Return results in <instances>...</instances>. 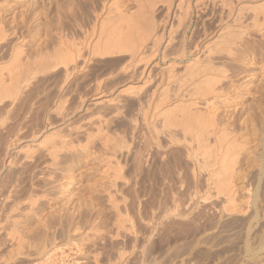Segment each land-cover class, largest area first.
<instances>
[{
	"label": "rangeland",
	"instance_id": "rangeland-1",
	"mask_svg": "<svg viewBox=\"0 0 264 264\" xmlns=\"http://www.w3.org/2000/svg\"><path fill=\"white\" fill-rule=\"evenodd\" d=\"M141 1H143L144 3H141ZM141 1L136 0L137 2L136 3L135 0H0V17L1 18L3 17L2 19L0 18V22L4 25L5 27L4 29H7L6 32L8 30L11 31L13 27H14L13 29L16 31V33H11L10 31H8L7 32L8 36L5 39L7 40V42L4 41L1 43L0 49L2 53L0 52V56H1L0 66L4 67L2 71L6 73L5 75L3 74V76L5 78L7 77L6 81L8 80L10 82V80L8 79L9 77L8 75L10 74V72L8 74V70L7 68L5 69V65L7 67L10 64V63L7 64L8 63L7 61L11 59V58L9 59V57H12L11 49L14 44H18L21 47L20 49H21L22 55L20 54L21 56L19 57L21 58L22 61L21 60L20 61L23 64L29 62L28 65L25 64V68L27 66L29 70H33L34 68L38 69L37 70L38 72L36 71L33 77V78L37 77L36 79H34L35 81L36 80L37 81L35 82L33 78H31L30 80L31 82H28L27 84L28 86L25 85L26 87L24 88V90L22 89L19 92L17 97L15 96V98H13L11 96L6 95V93L4 92V89L0 88V123L2 122L0 124V147H1L0 148V177L1 175H3V178H6L5 180H9L13 178L14 173H16V170H18L19 168L18 159H21L22 161H28L26 157L29 158L28 156L33 155V154H34L33 156L37 157L38 160L40 159V164H41V165H38L37 170L36 168H34L26 172L25 175L26 176L28 175L27 177L25 176L26 178L24 180V183L26 184L24 186V189L23 188L21 189L24 192L26 191V193L22 192L21 190H20L21 192L18 191L17 192L18 195L16 196V200H15V202H18L21 196H25L24 198H28L26 196H28V193L30 191L26 190V189H29V187L27 188V186H29L30 182L31 183L36 182L35 186L37 185L38 186L34 188L35 190L33 191L32 195H33V198H35V200L38 199L36 200L38 204L34 200V202L36 203V204L34 203L35 205L33 204L35 208H32L34 207L32 205L31 209H25L24 211L21 210L22 208L19 210L18 209L14 210V213L17 211L16 216H17V213L20 212L19 215H21L20 218L23 221L22 220L20 221V218L19 220H17L18 218L10 210V212L12 213L11 215L14 216V218H17V219H14L12 217L15 221L17 220L16 224L18 225L16 227L18 228V230H20L21 234L23 232L24 237L28 238V239L25 238V240L26 239L27 241L36 240L37 244L40 241L39 243H41V245L38 244L40 247L37 245L36 253L34 249V250L28 251L27 253L25 252L26 254H22V255L15 254L13 257L14 259L13 258L8 259L9 261H7L6 264H27V262L29 261L35 262V259H37V261L38 259L39 261L41 260L40 261L41 264H51V263L55 264L54 262L51 261L50 252L52 251L56 253L57 249L58 251H60L62 255L61 261L62 260L64 261V262L55 261L57 262V264L58 263L66 264L68 259H69L68 263L70 262L69 264H72V262L70 261L71 259L75 257L77 258V257L83 256V255H84L83 257H86L85 258L87 260L86 263L88 264L90 263L91 264H95V263L96 264H123V263L124 264H264V230H263L264 229V219H263L264 218V197H263L264 195H262L264 194V190H263L264 188L261 185V183L262 184L264 183V177H263L264 176V157H262V152L264 151L263 150L264 149L263 148L264 147L263 146L264 145V135L262 131L259 132V129H261V127L264 126V120H263L264 119L263 118L264 117V32H263L264 26L262 27L263 30L257 29L258 31L257 33L255 26H254L255 29L252 28L251 26L252 24L250 22L251 21L250 16L252 17L253 13L257 11L256 9H258V6H259V9H261L260 6L264 2V0H237V2L241 3V5L242 4L244 6L245 4L248 5L244 7V12L242 10L243 18H242V22L239 23L240 25L238 26L245 29L246 30L245 33H247V35L243 34L240 40L244 38L243 36H245V38L246 37H250V38L245 39V42L247 43V45H245L246 43L244 42V40L242 41L238 40L239 43L240 42H243V43H240L239 45L237 43L236 45H234V46H237L238 48L234 47V51H233L235 53V49H236V52L237 50L241 49L237 52L238 54H241V57L237 55L236 53L234 59L236 58L237 59L231 60L233 58L230 59V57H226L227 54L225 52H223L224 54L222 52L221 53L217 52L220 54V56L217 54H213V56L214 55L216 56V57L214 56L215 59L212 56V61L214 60V64L216 61L217 65L221 64L219 67H223V65H224L223 68L226 67V69L224 71L222 70L223 72L222 71L221 72L224 75L226 74L225 78L227 80L223 78L224 81H220L219 82L220 84L219 83L218 84L216 83L217 85L215 84L216 85L215 87L218 86L217 88L221 86V88L219 89L221 90L223 89L222 92L224 91L223 94L225 95L223 96V98L221 97V99L219 100L218 98L216 100L214 99L215 102L213 100H210L212 101V104L210 105L212 109H210L209 107V110L211 112L213 111L212 112L213 114L211 113V116L212 118H214L215 124L220 123L221 125V122L222 124L224 123L223 126L225 125V127H227V128L225 127L224 128L226 130L225 132L228 131L227 132L228 138L230 139V141L232 140L231 142L233 144H234L233 141L236 142L235 143L236 146H234L235 148L238 146L237 147L238 150H234V154L237 153L238 157L237 156L235 157L236 158L235 161H237V163L235 162L236 165L234 164L235 166L233 170L235 171L237 167V169L238 168L240 169V174H243L244 176L246 175L245 177L241 176V178L243 179H240L239 177H236L238 175L237 172H239V170L238 171L236 170L237 172H234V174L231 173L235 175L234 176L235 178L232 177V175H230L231 177L228 178V180H230V183L231 181L232 183L235 180H238V181H235L232 184L234 186V184L237 182L235 184L236 186L232 187L234 188L233 190L236 193V194L234 193L235 197L233 195V199L236 200L237 202L233 201L234 203L231 204V205H234L236 203L235 206H229L228 204H226L227 203L226 202L225 204L229 206V207L226 206L227 209H225L226 207L224 205L226 196L224 197L225 200H223V196L225 194H223L222 196L218 190H215L214 192L212 190L213 187L209 185V184L215 183V182L210 183L211 181H214V178H212L213 179L212 180L211 177L207 175V173H210L209 172L210 169L208 170V172L206 171L203 172L204 170L201 172L200 170L201 168L198 167L199 165H201L200 161L202 160L203 156L201 153L198 152L197 154L196 152V151H199V149H198V146L196 145L197 142L194 139L193 135H191L190 133L185 134V132L182 131L181 125L177 123L172 124V125L170 124L169 127H166L168 123H172V122H169V120L172 119L174 123V121L177 118L179 119L180 113L178 111L183 106L185 107V105L188 106L189 104L191 105L192 102H195L191 106L196 105L195 106L196 108L200 107L199 110L201 111L204 110V108L199 104H201L204 101L203 99L205 97L201 95V92L199 93L198 91L196 92L193 90L194 86H191V85L193 84L192 81L194 79L192 80L188 79L191 81L190 82V81H187L185 75H184L185 77L183 76L185 72H188L186 71L187 68H183V66H185V64L189 62L188 60L191 61L192 59L196 60L198 65L202 64L201 61L205 62V58L203 54H201V52L199 53L198 51L193 50L194 49L193 46L196 43L198 45L205 44V42L210 40L209 38L212 36L210 32L215 31L221 24L216 21L218 18L216 14L217 13L216 9L212 10L213 2L217 3L218 0H215V1L214 0H189V1L187 0L188 3L186 1L184 5L181 6V9L179 11L180 17L174 16L175 18L173 17V19H171L170 12L167 13L168 10L166 9L164 0H148L149 2H151V5L153 6V7L151 6V8L149 7L150 3H148L147 0H146L147 3H145V0H141ZM186 3L188 4V6H186ZM138 4H143V6L146 4L143 8L144 9L147 8L145 11H148L149 17H150L149 19L151 20V25L153 24L152 26L151 25L148 26L149 31L151 30L150 28H152V30L150 31V36L142 42V44L139 46L140 49L139 48L135 49L133 53L132 51L131 52L130 51H126V52L120 51V53L119 52H113V53L109 52V54H106V52L104 53L101 52L100 54V52L95 53V52L87 51V48L86 49L84 48L85 47L84 42L85 40H88L90 37L91 31L89 29L91 28L93 21L95 20V17L97 16V14H98L97 17H99L98 18L99 23L104 22V21L106 22L108 18H110L111 16L112 18H114V20L112 19L113 21L118 20L119 19L118 16H124V17L125 15L133 16V14H134V18H136L135 15H137V18H140L141 16H140V11H138L139 10ZM205 5L206 6L210 5V6L206 7ZM103 6H105L104 7L105 10ZM195 7H197L198 9ZM201 7L204 10H202ZM252 7L255 8L254 11L251 10L253 9ZM247 9H248V13L246 11ZM185 10L187 11V13ZM99 11L100 12L103 11V12L100 13ZM258 12L260 13V10ZM176 13L175 15H178ZM109 14H111V16ZM12 18L15 20L12 21ZM101 18L103 19V21ZM244 20L250 23L247 24V22ZM8 22L11 23L12 25L9 24ZM169 22L171 24V27L169 26L170 25ZM225 24L222 23V25H225ZM144 25H146V23H144L142 26L144 27ZM248 25H250L251 27H249ZM145 28L148 30L147 25ZM204 30L205 31L207 30L206 31L207 33ZM260 31L262 33H260ZM203 32H205V34ZM202 34H204V36ZM254 34L258 36L256 37ZM170 36L171 38L174 37L173 41L172 43L168 44V46L166 45L167 47H165L164 40ZM183 36H186L185 39ZM261 36L263 37L261 38ZM23 37L25 39H23ZM58 37L60 38V40ZM188 37L190 39H188ZM180 39L185 40L183 41L184 44L181 43ZM247 39L249 42L247 41ZM59 41L60 42L62 41L63 44H60ZM180 45L182 47L185 45L184 46L185 48L183 47L185 49V52H184L185 54L183 55V57L181 56V52H180V50H182L183 48H181ZM256 45H260V46L258 47ZM239 46H242V47H239ZM188 47L190 48V50H192V53H193V56L191 58H190V53L187 52ZM76 48H78V50L80 51L79 53L81 54V55L76 54L75 58L77 60V63L79 62L80 64V62L82 61L81 57L83 56L85 57L84 58L85 65L83 64L84 66L82 65L80 68H77L75 71V74L73 72L74 75L71 74L65 80L64 75H62L63 67L62 65L59 64V61L57 59H59L58 58L59 55L65 53L66 50L67 52L75 51L73 49H76ZM253 49L254 50L257 49L256 52L253 51ZM138 50L142 54L141 57L138 55V52H137ZM241 51H243V55ZM186 52L188 53V56L186 55L187 54ZM177 53H178V56H177ZM225 54L226 56L224 57ZM202 58L204 59L201 60ZM238 58H241L242 61L238 60ZM23 60L25 63L23 62ZM198 61H200V63ZM49 62L51 64L52 63L54 64L56 63V64L55 65L52 64L49 67ZM2 63L4 64L6 63V64L3 65ZM172 63H175V64H172ZM23 64L20 66H23ZM46 64L48 65L49 68L45 67ZM128 64L130 66H128ZM171 64L174 65L172 68L175 71L170 67ZM31 67L32 69H30ZM19 68H22V67H19ZM223 68H220V69H223ZM182 69H184V71ZM182 76L184 77L183 79L186 80V83H184L185 80L182 82L183 80L181 79ZM61 78L63 82L61 81ZM38 79L40 80L38 81ZM128 80H130V82L132 81L131 83H133V85L136 86L137 88L132 87L130 91H128V93L124 92L122 94H119L120 95L119 96L117 94V90H119L121 86L123 87V84ZM193 91L195 93L191 94ZM98 93H99V96L102 94V96H105L106 99H111V101L113 99L114 100L112 101V103L109 101V102H106V104H103V103L100 104V106H98L99 104L92 105L93 98H95L98 95ZM117 102L118 103L120 102V103L117 104ZM59 104L60 105L63 104V105L58 106ZM113 104L115 105L113 106ZM57 106L59 107L58 109H60L61 107L59 112L57 109L58 113L55 112V109L57 108ZM13 107H15V109ZM86 107L87 109H85ZM113 107H115V110ZM177 108L179 109L176 111ZM192 108L196 109L194 107ZM166 112L168 115L165 114ZM171 115H174V116L171 117ZM163 118H166V119H163ZM97 119L99 120L101 119V120L98 121ZM178 119H177V122H178ZM164 121L167 122V124L164 123ZM98 125H100L99 126L100 129ZM76 127H79L81 130L79 128L77 129ZM74 128H76V130H73ZM84 128H85V131L82 134L83 132L82 130H84ZM96 129L97 131L99 129L98 133L100 135H97L98 133L96 132ZM70 131L72 133L74 132L78 133L76 135L78 136V139L76 138L75 135L73 134L70 135L71 134ZM86 131L87 133H89V135L85 133ZM90 131L96 132V135L99 137H97L96 135H93V132H91L90 134ZM104 131L105 133H107L106 136L108 137H106L104 133H102ZM168 133L169 134L171 133L172 136L171 134L169 135ZM187 134L188 135L190 134V136L188 137ZM91 135H93L92 137H95V138L97 137L99 139L92 138ZM66 136H68L69 138L68 137L66 138ZM82 136H84L85 138L90 137L91 138V139L89 138L90 142L86 140V143L83 144V142H85V138ZM59 137L66 138L65 140L68 139L67 140L68 142L71 138V140H73L72 150H75V151L70 152V150H67L66 152L63 149L65 153H67L65 154L64 151L61 150L60 154L58 153V157H57V162H58L57 164L59 166L58 165H56L57 167L49 166L50 168L46 167L47 168L46 169L44 167L45 163H43V161L45 162L47 160L46 156L43 155V153L45 152L44 150H46L44 148L49 147V144L51 146L53 144L55 145L56 140H60ZM174 137H176V139ZM107 138H109L111 142ZM209 139L207 141L208 143L210 142L209 143L210 145L208 144L210 149H213L214 147V149H218V150L224 149L225 150L226 146L224 145L225 144L224 142L223 144L221 143L220 145L222 148L224 147L222 149L219 146V144H217L218 142H216L217 145L215 144V142L213 141V137H210ZM9 141L10 142L12 141L13 143L12 146L10 147L11 151L9 150L11 154L10 153L7 154V155H10V157L7 156L6 153H4L3 151V147ZM105 141L106 143L107 141L110 142L107 144H110L112 146L108 145L106 147ZM172 141L174 142L172 143ZM258 142L259 144H257ZM87 143H92V144H89L90 148H87L88 150L85 149V145ZM114 143L116 144V146L114 145ZM35 144H37L39 148ZM57 144H58V141H57ZM127 144L129 145L127 146ZM74 145L76 146V148ZM80 145H82V147ZM96 145L98 146L99 149L97 148ZM103 146H105L104 148L109 151L110 149H112L113 146L114 148L115 147L117 148L119 146L117 149H113V150L120 151V152H116L115 154L113 153L115 155L114 157L112 153H111L112 154L111 156L110 154L111 151L110 152L108 151L110 156L108 155L109 159L107 158L108 159L107 160L106 156L108 152H104L106 150L103 148ZM211 146L213 147L211 148ZM215 146L218 148H215ZM247 146L248 147L254 146V148L252 147L248 148ZM86 147H88V144L86 145ZM247 148L249 149V151ZM13 149L16 150L17 152L14 151ZM76 149L78 150L81 149L80 150L81 152L78 151L79 152V153L77 152L78 154L75 153ZM84 149L87 151H85ZM100 149L102 150V152ZM29 150H31L32 152ZM34 150H37V151H34ZM95 150L96 151L99 150L100 152L97 151L98 152L97 153L95 152ZM242 150L246 154L243 153ZM250 150H253V151H250ZM127 151H130V153ZM238 151L239 152L242 151V152H240L239 154ZM254 151L256 152V154ZM15 152L16 153L19 152V153L16 154ZM94 152L97 153L98 159H96V156H95L96 154ZM103 152L106 154V156ZM251 152H254L255 155L254 154L252 155ZM71 153L75 154L76 156ZM133 153L135 154V158L133 156L134 155ZM14 155L17 157L16 161L18 162V164L16 162L15 165H17L18 167L15 165H13L15 167L13 166L8 167L7 160L14 158L15 157ZM25 155L26 157H24ZM70 156H72L74 160L70 159L69 158ZM118 156H121V157H118ZM194 156L197 158L201 157V160L198 159L199 161L198 162L197 158H195ZM245 156H247L248 158ZM250 156L253 158H258V160H255V159L252 160V158L249 159ZM188 158L190 161H192V163L188 160ZM245 158L247 161L245 160ZM102 159L103 161H101ZM111 159H113L115 162L112 160L111 162L113 164L108 165L109 163H111L109 162ZM71 160H73L74 162L73 161L71 162ZM241 160L243 162L245 161L244 164L247 162L246 163L247 165H244L243 162H241ZM248 160L250 161L248 162ZM105 161L106 162L108 161L107 162L108 164ZM133 161L134 163L136 162L135 163L136 166L134 165ZM137 163L139 164V166ZM248 163L250 164V167H248L249 166ZM255 163L256 165L253 166V164ZM238 164H241V167L242 166L248 167L250 171L247 170V168L244 169L245 167L241 168L240 165ZM6 165L8 168L6 167ZM106 165L108 167H111V166L113 167L115 165L117 166V168L115 167V170L113 172L114 167L107 168ZM192 165H193L192 167L193 169L190 168ZM137 166L139 167V169H137ZM149 167H150V171H149ZM258 167L260 168L258 169ZM128 168L130 169L131 172L129 171ZM132 169H135V170H132ZM243 169L251 172L249 173L250 176L247 171L245 172L247 174H245L244 171L241 172V170ZM44 170H45V173H44ZM118 170H120L122 174L120 171L118 172ZM31 171H34L35 173H37L38 171L39 174L34 173L33 175H31L32 174ZM42 171L44 174H41ZM3 172L7 174L5 175ZM192 172L194 173L196 172L195 173L196 175L194 174L195 175L194 176ZM200 172L202 173V175H199L201 174ZM117 173H118L117 175L118 177L116 176L117 180H115L116 179L115 174ZM128 173L129 175H126ZM113 174H114V177H112ZM164 174L166 175L164 176ZM37 175L38 177H36ZM109 175L110 176L112 175V176L110 177ZM206 175H207V178L211 180H208L205 177ZM189 176H190V179H189ZM256 176H258V178L261 176L262 177L257 179ZM252 177L255 178V179L253 178V181H252ZM134 180L135 182H133ZM196 180H199V181H196ZM242 180L243 182L245 181L246 184L245 183L244 184L246 187L243 185V183L241 184ZM246 181L248 182V184ZM115 182L118 186L114 185ZM192 182L194 184H192ZM111 183L113 184V187H110L112 186ZM128 183H131V184H128ZM238 184L242 186V189H243V186L248 189L247 191H245V188L243 189L244 194L245 195L247 194L248 197L244 196V194L242 193L243 190L238 186ZM206 185H208L209 187ZM213 186H214V189H216L215 184ZM255 186L257 187L255 188ZM205 188L213 192L210 191L209 193V191L208 192L207 190L205 191ZM254 188L256 189L255 191H253ZM113 189L116 190V192ZM35 192L36 193L38 192V193L36 194ZM238 192L242 193V196ZM259 192H260L261 197L259 195ZM108 193H110L111 195L109 196ZM150 193L152 195H150ZM213 193L214 195H212ZM237 193L240 199L236 197ZM219 194L221 195L220 197L218 196ZM112 195L114 197L116 195V197L114 198ZM122 195H125V196H122ZM205 195L207 197L209 196L212 199V201L210 202H212L213 205L211 206V208H209L211 211L208 209V207L204 206V204L208 203L207 201H209L210 199L208 197L209 199L207 198L208 200L207 199L205 200V197H206ZM252 195L255 197H253ZM35 196L37 197L41 196L42 198L40 197L41 198L40 199ZM201 196L204 198L203 201L205 203L204 202L202 203L201 199L203 198ZM213 197H215L214 200L216 202L219 200L220 203L219 202L217 203L220 204V207L217 206L219 204H216V202L213 200ZM221 197L223 201L221 200ZM246 198H248L247 201H245ZM253 198H254V204L252 205L251 202H253ZM1 199L2 197H0V203H1ZM241 199H244V200H241ZM113 200L114 202L116 201L115 204H113L114 203ZM262 200H263V203H262ZM222 202L224 206L221 205ZM244 202L247 203L246 206L248 207L245 206ZM238 203L239 204L241 203V204L237 205ZM111 204H113V206H111ZM130 204H132V206ZM171 205H173V207H171ZM241 205L244 206L243 210L245 211L243 212L244 213L246 212L245 214L239 211V210H242V207H240L241 209L236 207V206H241ZM177 206L178 208H176ZM213 206L217 207L218 211ZM199 207H200V211H199ZM7 208L8 207H4V210L6 211ZM123 208H125V210ZM172 208L175 209L176 212L174 211L173 213ZM223 208L225 211H227L228 209H234L233 211H236V212H233V211L225 212L223 211ZM236 208H238V211L240 212L239 214L237 213L238 211L236 210ZM165 209L166 211L168 210L169 211L165 212L164 211ZM170 210L172 213L170 212ZM197 210L201 214L197 213L198 212ZM203 210L205 212H203ZM212 210L213 211L215 210V211L212 212ZM29 211L30 213L33 211L32 212L33 214L32 213L28 214ZM219 211L221 213H219ZM216 212H218L219 215ZM228 212L229 213L231 212L230 215ZM0 213H3V212H1L0 210ZM199 214L200 215L203 214L204 216L206 217L208 216V217L206 218L203 215L202 217ZM246 215L249 217H247ZM236 217L239 219H237ZM250 223L253 224L254 226L251 225ZM19 224H21L22 227ZM80 224H83V225H80ZM2 225L4 224L2 223ZM216 226H219V228L215 229ZM125 227H128V228H125ZM207 227L208 228L210 227V228L207 229ZM251 228L252 230L249 231ZM128 230L133 233L129 232ZM35 231H36V235H35ZM214 231H215V234H214ZM221 234L225 235L223 239L220 237ZM59 236H61L62 238ZM111 236H113V238ZM117 236H119V238ZM261 236L263 237L262 242L260 240ZM81 237L82 238L84 237V239L82 240ZM108 237H111V238H108ZM1 238H0V245H1L0 253L6 254L8 251V243L5 239H3L5 238L3 235ZM77 239H79V241ZM78 243H81V244H78ZM83 244L85 245L83 246ZM218 245H220V247ZM246 245H248V247H246ZM79 246H82V247H79ZM137 246L138 247L140 246L139 247L140 249ZM62 247L64 248L62 249ZM83 247H84V250H83ZM67 248L69 249L68 251H67ZM69 251H71V253ZM78 251L79 252L81 251V252L78 253ZM117 251H119L120 253L119 252L118 253L121 255L116 253ZM67 252L69 253V255L65 256ZM62 253L63 254L65 253V254L63 255ZM122 253L124 254L123 256H122ZM118 255L122 256L121 259L118 258ZM63 258L66 260H64ZM48 259L50 260V263ZM110 259H112L113 262L112 260L110 261ZM114 259L116 263L114 262Z\"/></svg>",
	"mask_w": 264,
	"mask_h": 264
},
{
	"label": "bare ground",
	"instance_id": "bare-ground-1",
	"mask_svg": "<svg viewBox=\"0 0 264 264\" xmlns=\"http://www.w3.org/2000/svg\"><path fill=\"white\" fill-rule=\"evenodd\" d=\"M139 1V0H138ZM141 1V0H140ZM187 0H164V4L166 5V9L168 10V12L167 13H169L170 12V16H171V19H173V17L174 16H176V17H180V9H181V6L182 5H184V3L186 2ZM189 1V0H188ZM188 1H187V3H188ZM215 1V0H214ZM135 2H136V0H135ZM147 2L148 3H150L149 4V7L151 8V2H149L148 0H147ZM146 2V0H145V3H147ZM262 2V1H261ZM101 3V2H100ZM104 3V2H103ZM137 3V2H136ZM140 3V2H139ZM141 3H144L143 1H141ZM186 3V6H188V4ZM197 3V2H196ZM246 3V2H245ZM264 3V2H263ZM262 3V5L260 6L261 7V9H259V6H258V9H256L257 11H255L254 13H253V16L251 17L250 15V19H251V26H252V28H254V26H255V28H256V31H257V29H259V30H263L262 29V27L264 26V4ZM98 4V3H97ZM102 4V3H101ZM113 4V3H112ZM209 4V3H208ZM212 4V3H211ZM210 4V5H211ZM103 5V4H102ZM137 5V4H136ZM146 5V4H145ZM144 5V6H145ZM196 5H198V4H196ZM210 5H208V6H210ZM143 4H138V11H140V18H137V15H135L136 16V18H134V14H133V16L131 15H129V16H126L125 15V17L124 16H118L119 17V19L118 20H115V21H113L114 20V18H112V16H111V14H109L110 16H108V17H110V18H108V20L105 22H101V23H99V17H97L98 16V14H97V16L95 17V20L93 21V24H92V26H91V28L89 29L91 32H90V37H89V39L88 40H85V42H84V44H85V49L87 48V51H91V52H100V54H101V52H106V54H109V52H111V53H113V52H119L120 53V51L122 52H126V51H132V53L134 52V50L135 49H137V48H139L140 49V45L142 44V42L146 39V38H148L149 36H150V31L152 30V28H150L151 30L149 31V28H148V26H150L151 25V20L149 19L150 17H149V13H148V11H145L146 9H144L143 7ZM192 6V5H191ZM195 6V5H194ZM204 6V5H203ZM206 6V5H205ZM208 6H206V7H208ZM246 6H248L247 4H245V6L242 4L241 5V3H239V2H237V0H218L217 1V3L216 2H213V4H212V10L213 9H216V14H217V16H218V18H217V22H219V23H221L220 25H219V27L215 30V31H211L210 32V34H212V36L209 38L210 40H208L207 42H205V44H202V45H198L197 43L196 44H194V49L193 50H196V51H198L199 53L201 52V54H203V56H204V58H205V62H203V61H201L202 62V64H197V61L196 60H194V59H192L191 61L190 60H188L189 62H187L186 64H185V66H183V68H187L186 69V71H188V72H185V74H183V76L185 75L186 76V79H187V81H190V80H192V79H194L192 82H193V84L192 83H190V84H192L191 86H194V91H198L199 93L201 92V95L202 96H204L205 98L201 101L202 103L201 104H199V105H201L203 108H204V110L203 111H201V110H199V108L200 107H195V106H191V105H193V103H195V102H192L191 103V105L189 104L188 106L187 105H185V107L183 106L182 108H177L176 109V111L179 109V113H180V117H179V119L177 118V116H176V118L178 119V122H177V119L174 121V123H173V121H172V119L171 120H169V122H172V123H168V125H166L167 124V122H168V120H167V122H165L164 121V123H166L165 125H166V127H169V125L171 124H179V125H181V127H182V131H184L185 132V134L186 133H190L191 135H193V137H194V139L196 140V142H197V146H198V149H199V151H196L197 152V154H198V152L199 153H201L202 154V156H203V158H202V160H201V157L200 158H197V157H195V158H197V161H198V159H200L201 161H200V164L201 165H199L198 163V167H200L201 169V172L203 171V172H208V170H209V172L210 173H207V175L208 176H210L211 177V179L212 178H214V181H211L210 183H212V182H215L214 184H215V187H216V189H214V184H209L208 182V184L210 185V186H212L213 187V191L215 192V190H218L219 192H220V194L223 196V194H225L224 196H223V200H225L224 199V197L226 196V200H225V202H224V205H225V207L227 206V207H229V206H235V204L234 205H231V204H233L234 202L233 201H236V200H234L233 199V195H234V193H235V191L233 190L234 188H232V187H235L236 185V183L234 184V186L232 185L235 181H238V180H235V181H233V183H232V181H231V183H230V180H228V178L229 177H231L230 175H232V177H234L235 175H233L234 174V172H237L238 170H239V172H237V176L236 177H239L240 179H243V178H241V176H244L243 174H240V169L238 168L237 169V167H236V169H235V171L233 170L234 169V166L236 165L235 164V162L237 163V161H235V157L237 156L238 157V154L237 153H235L234 154V150H238L237 149V147L235 148L234 146H236L235 145V141H233L234 142V144L230 141V139L228 138V135H227V132H225L226 130H225V128H227V127H225V125L223 126V124H222V122H221V125H220V123L217 125V124H215V120H214V118H212V116H211V113L213 112H211L210 110H209V107H210V109H212L211 108V104H212V101H210V100H213L214 101V99L216 100L217 98H218V100L219 99H221V97L223 98V96L225 95V94H223V92H222V90L221 89H219V88H221V86L219 87V88H217V87H215L220 81H224V79H226L225 77H226V74L224 75L222 72L226 69V67L225 68H223L224 67V65H223V67H219L220 65L218 64H216V61H215V64H214V60L212 61V56H213V54H217V55H219L220 56V54L219 53H223V52H225L226 54H227V56H226V54L224 55V57L226 56V57H230V59L231 58H233V59H231V60H236V59H234L235 58V55H236V53L239 51V50H241V49H239V50H237V52H236V49H235V53L233 52L234 51V47H237V46H234V45H236L237 43H238V45L240 44V43H243V42H240L239 43V41H242V40H244V42H245V39L246 38H250V37H246L245 38V36H243L244 38L242 39V40H240L241 39V37H242V35L243 34H246L247 35V33H245L246 32V30L245 29H243V28H241L240 26H238V25H240L239 23H241L242 22V18H243V16H242V10H243V12H244V7H246ZM105 6H103V8H104ZM148 7V6H147ZM148 7V8H149ZM153 7V6H152ZM199 7V6H198ZM206 7H204V8H206ZM250 7V6H249ZM195 8H197V7H195ZM202 8V7H201ZM248 8V7H247ZM253 8V7H252ZM96 9V8H95ZM99 9V8H98ZM185 9H187V8H185ZM198 9V8H197ZM246 9V8H245ZM254 9L255 8H253V9H251V10H253L254 11ZM104 10H105V8H104ZM110 10V9H109ZM189 10V9H188ZM202 10H204L203 8H202ZM210 10V9H209ZM250 10V9H249ZM260 10V13L258 12ZM87 11V10H86ZM85 11V12H86ZM92 11V10H91ZM136 11V10H135ZM176 11H177V13H176ZM186 11V10H185ZM215 11V10H214ZM213 11V12H214ZM247 11V13H248V9L246 10ZM100 12V11H99ZM101 12H103V11H101ZM100 12V13H101ZM178 12H179V14H178ZM181 12H182V10H181ZM201 12H203V11H201ZM209 12H211V11H209ZM212 12V13H213ZM76 13V12H75ZM84 13V12H83ZM134 13V12H133ZM138 13V12H137ZM175 13L176 14H178V15H175ZM186 13H187V11H186ZM211 13V14H212ZM246 13V14H247ZM259 13V14H258ZM182 14V13H181ZM185 14V13H184ZM214 14V13H213ZM216 14H215V16H216ZM100 15V14H99ZM114 15H115V13H114ZM118 15H120V14H118ZM122 15V14H121ZM243 15H245V14H243ZM260 15V16H259ZM90 16V15H89ZM107 16V15H106ZM203 16V15H202ZM102 17V16H101ZM115 17V16H114ZM247 17V16H246ZM1 18V17H0ZM3 18V17H2ZM1 18V19H2ZM73 18V17H72ZM80 18H81V16H80ZM91 18V17H90ZM175 18V17H174ZM249 18V17H248ZM92 19V18H91ZM102 19V18H101ZM113 19V20H112ZM13 20H15V19H13L12 18V21ZM72 20V19H71ZM85 20V19H84ZM87 21V20H86ZM89 21V20H88ZM102 21H103V19H102ZM215 21V22H216ZM244 21H246V20H244ZM10 22V21H9ZM8 22V23H9ZM214 22V21H213ZM247 22V21H246ZM249 22V23H250ZM144 23H146V25H147V28H148V30L145 28L146 27V25H144V27L142 26ZM164 23H166V22H164ZM172 23V22H171ZM222 23H226L225 25H222ZM248 22H247V24H249ZM6 24V23H5ZM9 24H11V23H9ZM169 24H170V22H169ZM12 25V24H11ZM15 25V24H14ZM77 25V24H76ZM75 25V26H76ZM153 25V24H152ZM151 25V26H152ZM166 25V24H165ZM246 25V24H245ZM250 25H248L249 27H251ZM10 26V25H9ZM80 26V25H79ZM87 26V25H86ZM89 26V25H88ZM170 27H171V24L169 25ZM238 26V27H237ZM243 26V25H242ZM70 27V26H69ZM5 27H4V25L0 22V47H1V43L2 42H4V41H6L7 42V40H5L6 39V37L8 36V34H7V32L8 31H10V30H8L7 32H6V30L7 29H4ZM14 28V27H13ZM11 29V33H16V31L14 30V29ZM16 28H18V27H16ZM165 28V27H164ZM163 28V29H164ZM236 28H238V29H236ZM248 28V27H247ZM252 28H250V29H252ZM254 28V29H255ZM154 29V28H153ZM253 29V30H254ZM205 31V30H204ZM207 31V30H206ZM205 31V32H206ZM153 32V31H152ZM205 32H203L204 34H205ZM209 32V31H208ZM248 32V31H247ZM252 32V31H251ZM264 32V31H263ZM11 33H9V34H11ZM85 33V32H84ZM207 33V32H206ZM257 33H258V31H257ZM260 33H262L261 31H260ZM204 34H202L203 36H204ZM248 34H250V33H248ZM13 35V34H12ZM12 35H11V37H12ZM17 35V34H16ZM154 35V34H153ZM170 35V34H169ZM184 35V34H183ZM209 35V34H208ZM255 35V34H254ZM155 36V35H154ZM153 36V37H154ZM172 36V35H171ZM171 36L170 37H168V38H166L165 40H164V46L165 47H167L168 46V44H170V43H172V41H173V38H171ZM207 36V35H206ZM256 36V35H255ZM258 36V35H257ZM256 36V37H257ZM20 37V36H19ZM184 37V39H185V37L186 36H183ZM198 37V36H197ZM263 36H261V38H262ZM59 38V37H58ZM156 38H157V36H156ZM8 39V38H7ZM10 39V38H9ZM23 39H25L24 37H23ZM63 39V38H62ZM61 39V40H62ZM153 39H155V38H153ZM182 40V39H180L181 40V43H183V41H185V40ZM188 39H190L189 37H188ZM187 39V40H188ZM19 40V39H18ZM59 40H60V38H59ZM201 40V39H200ZM239 40V41H238ZM14 41V40H13ZM63 41H65V40H63ZM203 41V40H202ZM247 41H248V39H247ZM21 42V41H20ZM23 42V41H22ZM187 42V41H186ZM249 42V41H248ZM59 43L60 44H63V42L61 41H59ZM193 43V42H192ZM200 43V42H199ZM246 43V42H245ZM244 43V44H245ZM252 43V42H251ZM11 44V43H10ZM13 44V43H12ZM184 44V43H183ZM5 45V44H4ZM23 45V44H22ZM167 45V46H166ZM182 45V44H181ZM180 45V46H181ZM191 45H193V44H191ZM243 45V44H242ZM245 45H247V43L245 44ZM185 46V45H184ZM183 46V47H184ZM189 46V45H188ZM256 46H260V45H256ZM182 46H181V48H183ZM192 47V46H191ZM192 47V48H193ZM239 47H242V46H239ZM244 47V46H243ZM252 47V46H251ZM21 47H20V45H18V44H14L13 46H12V49H11V52H12V57H9V59L10 60H8L7 62V64H9L7 67H6V63L4 64V63H2L3 65H5V69L7 68V70H8V74H9V72H10V74L8 75L9 77H8V79L10 80V82L7 80L6 81V79H7V77L5 78L4 76H3V74L5 75L6 73L4 72V71H2L3 69H4V67L3 66H0V88H3L4 89V92L6 93V95H8V96H11V97H13V98H15V96L17 97L18 96V94H19V92L23 89L24 90V88L26 87V86H28L27 84H28V82H31L30 80H31V78H33L34 77V75H35V73H36V71L38 70V69H36V68H34V69H36V70H29V68H27V66H26V68H25V64H27L28 65V63L29 62H27V63H25L24 62V60H23V62L25 63V64H23L21 61V58L19 57V56H21L22 54H21V49H20ZM180 48V47H179ZM185 48V47H184ZM182 49V50H180V52H181V56L183 57V55L185 54L184 52H185V49ZM191 48V49H192ZM238 48V47H237ZM254 48V47H253ZM262 48V47H261ZM77 49V50H76ZM76 49H73V50H75V51H68L67 52V50H66V52L65 53H63V54H60L59 55V59H57L58 61H59V64L60 65H62V67H63V73H62V75H64V79L66 80L71 74H73V72H74V74H75V71H76V69L77 68H80L84 63H85V60H84V58L85 57H81L82 59V61L80 62V64H79V62L77 63V60H76V54L78 55V54H80L79 52V50H78V48H76ZM23 50V49H22ZM256 50L257 49H253V51H255L256 52ZM258 50H260V49H258ZM246 51V50H245ZM0 52H1V49H0ZM138 52V55L141 57V52L138 50L137 51ZM188 53H190V58L193 56V53H192V50H190V48L188 47V51H187ZM186 52V53H187ZM217 52H219V53H217ZM242 52V55H243V51H241ZM249 52V51H248ZM254 52V53H255ZM260 52V51H259ZM2 53V52H1ZM23 53V52H22ZM61 53V52H60ZM83 53V52H82ZM128 53V52H127ZM179 53V52H178ZM178 53H177V56H178ZM188 53L186 54L187 56H188ZM240 53V52H239ZM246 53V52H245ZM251 53V52H250ZM253 53V52H252ZM21 54V55H20ZM86 54V53H85ZM195 54V53H194ZM224 54V53H223ZM10 55H11V53H10ZM81 55V54H80ZM135 55V54H134ZM180 55V54H179ZM237 55H239L240 57H241V54H238L237 53ZM260 55V54H259ZM186 56V57H187ZM202 56V57H203ZM215 56V55H214ZM214 56H213V58H214ZM218 56V57H219ZM223 56V55H222ZM257 56V55H256ZM1 57V56H0ZM4 57H6V56H4ZM24 57V56H23ZM78 57V56H77ZM127 57V56H126ZM139 57V58H140ZM174 57H176V56H174ZM216 57V56H215ZM247 57V56H246ZM254 57V56H253ZM8 58V57H7ZM20 58V59H19ZM80 58V57H79ZM188 58V57H187ZM204 58H202L201 60H203ZM245 58V57H244ZM135 59V58H134ZM177 59V58H176ZM179 59V58H178ZM200 59V58H199ZM215 59V58H214ZM217 59H219V58H217ZM229 59V58H228ZM254 59V58H253ZM12 60V61H11ZM21 60V61H20ZM125 60H127V59H125ZM238 60H241V58H238ZM244 60H246V59H244ZM242 61V60H241ZM255 61V60H254ZM21 62V63H20ZM130 62V61H129ZM136 62V61H135ZM135 62H134V64H135ZM199 63H200V61H198ZM223 62V61H222ZM221 62V63H222ZM58 63V62H57ZM123 63V62H122ZM127 63V62H126ZM131 63V62H130ZM133 63V62H132ZM224 63V62H223ZM23 64V66H20V65H22ZM45 64V63H44ZM52 64H54V63H52ZM50 62H49V67L52 65ZM56 64V63H55ZM54 64V65H55ZM59 64H57V65H59ZM172 64H175V63H172ZM171 64V68L174 66V65H172ZM227 64V63H226ZM0 65H1V63H0ZM30 65V64H29ZM34 65V64H33ZM85 65V64H84ZM83 65V66H84ZM87 65V64H86ZM132 65V64H131ZM38 66H40V65H38ZM37 66V67H38ZM128 66H130L129 64H128ZM153 66V65H152ZM19 67H22V68H19ZM35 67V66H34ZM43 67H44V65H43ZM46 68H49L48 67V65L46 64V66H45ZM55 67H57V66H55ZM59 67V66H58ZM234 67V66H233ZM25 68V69H24ZM41 68V67H40ZM61 68V67H60ZM129 68V67H128ZM137 68V67H136ZM220 68H223V69H220ZM231 68V67H230ZM229 68V69H230ZM30 69H32V67L30 68ZM44 69V68H43ZM84 69V68H83ZM124 69H125V67H124ZM131 69V68H130ZM132 69H133V67H132ZM143 69H144V67H143ZM173 69V68H172ZM245 69V68H244ZM7 70H6V72H7ZM40 70V69H39ZM54 70V69H53ZM79 70V69H78ZM120 70V69H119ZM174 70V69H173ZM183 71H184V69H182ZM223 70V71H222ZM46 71V70H45ZM49 71V70H48ZM134 71V70H133ZM142 71V70H141ZM147 71V70H146ZM149 71V70H148ZM175 71V70H174ZM222 71V72H221ZM227 71V70H226ZM225 71V72H226ZM229 71H231V70H229ZM245 71V70H244ZM2 72H4V73H2ZM38 72V71H37ZM130 72V71H129ZM221 72V73H220ZM232 72H234V71H232ZM128 73V72H127ZM187 73V74H186ZM61 74V73H60ZM73 74V75H74ZM147 74V73H146ZM150 74V73H149ZM7 76V75H6ZM144 76V75H143ZM174 76V75H173ZM182 76V78L181 79H183L184 77ZM229 76V75H228ZM231 76V75H230ZM36 77V76H35ZM63 77V76H62ZM134 77V76H133ZM132 77V78H133ZM37 78V77H36ZM36 78H33V80L34 79H36ZM73 78V77H72ZM224 78V79H223ZM135 79V78H134ZM141 79V78H140ZM180 79V78H179ZM188 79H190V80H188ZM40 79H38V81H39ZM133 80V79H132ZM185 79H183L182 80V82L184 81ZM227 80V79H226ZM35 81V80H34ZM37 81V80H36ZM35 81V82H36ZM61 81L63 82V80H62V78H61ZM8 82V83H7ZM132 82V81H131ZM130 82V80H128V81H126L124 84H123V87L121 86V88L119 89V90H117V94L119 95V94H122V93H124V92H126V93H128V91H130V89L132 88V87H136V86H134L133 85V83H131ZM191 82V81H190ZM184 83H186V80L184 81ZM188 83V82H187ZM217 83V84H216ZM38 84V83H37ZM36 84V85H37ZM63 84V83H62ZM120 84V83H119ZM216 84V85H215ZM220 84V83H219ZM26 85V86H25ZM137 85H138V83H137ZM31 86V85H30ZM258 86V85H257ZM113 87V86H112ZM29 88H31V87H29ZM137 88V87H136ZM98 89V88H97ZM178 89V88H177ZM179 90V89H178ZM29 91V90H28ZM95 91H97V90H95ZM192 92L191 94H193V93H195V92ZM24 92V91H23ZM26 92V91H25ZM108 92V91H107ZM132 92V91H131ZM102 93V92H101ZM109 93V92H108ZM107 93V94H108ZM26 94H28V93H26ZM32 94V93H31ZM116 94V93H115ZM196 94H198V93H196ZM24 95V94H23ZM126 95V94H125ZM195 95V94H194ZM30 96V95H29ZM117 96V95H116ZM120 96V95H119ZM21 97H22V95H21ZM26 97V96H25ZM32 97V96H31ZM95 97V96H94ZM107 97V96H106ZM198 97V96H197ZM10 98V97H9ZM12 98V99H13ZM123 98V97H122ZM117 99V98H116ZM7 100V99H6ZM10 100V99H9ZM15 100V99H14ZM114 100V99H113ZM112 100V101H113ZM12 101V100H11ZM27 101V100H26ZM29 101V100H28ZM32 101V100H31ZM111 102L112 103V101H111V99H106L105 98V96H102V94L99 96V93H98V95L95 97V98H93V104L92 105H97V104H99L98 106H100V104H106V102ZM198 102H200V101H198ZM215 102V101H214ZM27 103V102H26ZM110 103V104H111ZM114 103H115V101H114ZM120 103V102H119ZM118 102H117V104H119ZM15 104V103H14ZM34 104V103H33ZM197 104V103H196ZM22 105V104H21ZM57 105V104H56ZM63 105V104H62ZM62 105H58V106H62ZM109 105V104H108ZM115 104H113V106H114ZM198 105V106H199ZM17 106V105H16ZM28 106V105H27ZM57 106V108L55 109V112L56 113H58L59 111H60V109H61V107H60V109H58L59 107ZM101 106H103V105H101ZM111 106V105H110ZM171 106V105H170ZM109 107V106H108ZM192 107H194V108H196V109H193ZM213 107V106H212ZM216 107V106H215ZM14 109H15V107H13ZM26 108V107H25ZM114 108V110H115V107H113ZM116 108H118V107H116ZM27 109V108H26ZM57 109H58V112H57ZM85 109H87V107L85 108ZM168 109H169V107H168ZM207 109V110H206ZM13 110V109H12ZM53 110V109H52ZM117 110V109H116ZM119 110V109H118ZM11 111V110H10ZM115 112V111H114ZM173 112V111H172ZM175 112V111H174ZM48 113V112H47ZM63 113V112H62ZM171 113V112H170ZM177 113V112H176ZM215 113V112H214ZM30 114V113H29ZM53 114V113H52ZM60 114V113H59ZM117 114V113H116ZM165 114H167V112L165 113ZM213 114V113H212ZM218 114V113H217ZM168 115V114H167ZM174 115H175V113H174ZM174 115H171V117H173ZM216 115V114H215ZM58 116V115H57ZM29 117V116H28ZM47 117V116H46ZM169 117V116H168ZM170 117V118H171ZM213 117H214V115H213ZM61 118V117H60ZM169 118V119H170ZM215 118H216V116H215ZM264 118V117H263ZM22 119V118H21ZM50 119V118H49ZM59 119V118H58ZM90 119V118H89ZM163 119H166V118H163ZM168 119V118H167ZM175 119V118H174ZM92 120V119H91ZM90 120V121H91ZM98 121H100L99 119H97ZM96 120V121H97ZM221 120V119H220ZM223 120V119H222ZM264 120V119H263ZM191 121V122H190ZM226 121V120H225ZM190 122V123H189ZM218 122V121H217ZM2 123V122H1ZM0 123V124H1ZM19 123V122H18ZM18 123H16V124H18ZM38 123V122H37ZM100 123V122H99ZM101 124V123H100ZM258 124V123H257ZM263 124V123H262ZM178 125V126H179ZM192 125V126H191ZM219 126V127H217V126ZM19 126V125H18ZM100 125H98V127H99ZM257 126V125H256ZM259 126V125H258ZM37 127V126H36ZM44 127V126H43ZM85 127V126H84ZM91 127H93V126H91ZM97 127V128H98ZM165 127V126H164ZM225 127V128H224ZM40 128V127H39ZM77 129L79 128V127H76ZM76 128H74L73 130H76ZM35 129H37V128H35ZM80 129V128H79ZM83 129V128H82ZM99 129H100V127H99ZM99 129H98V131H99ZM166 129V128H165ZM169 129V128H168ZM259 129V128H258ZM72 130V129H71ZM81 130V129H80ZM107 130V129H106ZM170 130V129H169ZM78 131V130H77ZM83 132H82V134L84 133V131H85V128H84V130H82ZM88 131V130H87ZM87 131L85 132V133H87ZM98 131H97V129H96V132L98 133ZM101 131H103V130H101ZM100 131V132H101ZM260 131H262V133H263V135H264V126H262L261 127V129H259V132ZM71 132V131H70ZM89 132V131H88ZM91 132H93V131H90V134H91ZM96 132H93V135H96ZM235 132V131H234ZM33 133V132H32ZM69 133V132H68ZM95 133V134H94ZM102 133H104V135L106 136L107 135V133H105V131L104 132H102ZM101 133V134H102ZM173 133V132H172ZM262 133H260V134H262ZM34 134V133H33ZM70 134V133H69ZM77 135L78 133H72L71 132V134L70 135ZM80 134H81V132H80ZM88 135H89V133H87ZM163 134V133H162ZM169 134V133H168ZM171 134V133H170ZM169 134V135H170ZM183 134V133H182ZM190 134L188 135V137L190 136ZM66 135V134H65ZM86 135V134H85ZM84 135V136H85ZM87 135V136H88ZM93 135H91V137L93 136ZM97 135H100L99 133L97 134ZM96 135V136H97ZM103 135V134H102ZM103 135V136H104ZM130 135V134H129ZM186 135V136H187ZM230 135V134H229ZM238 135V134H237ZM64 136V135H63ZM84 136H82V137H84ZM171 136H172V134H171ZM23 137V136H22ZM61 137V136H60ZM59 137V138H60ZM68 136H66V138H67ZM97 137H99V136H97ZM96 137V138H97ZM102 137V136H101ZM106 137H108V136H106ZM105 137V138H106ZM210 137H213V141L215 142V144H216V142H218L217 144H219V146L221 145V143L223 144V142L225 143L224 145L226 146L225 147V150L223 151V150H218V149H214V147L213 146H211V148L213 147V149H210L209 148V146H208V144L210 143H208V139L210 138ZM30 138V137H29ZM48 138V137H47ZM66 138H60V140H56V144H57V141H58V144L55 146L54 144V146L52 145H50L49 144V147H47V148H44V149H46V150H44L45 152L43 153V155H45L46 156V158H47V160L44 162L42 159V161H43V163H45L44 164V167L46 168V167H48V168H50L49 166H56V165H58L57 163V157H58V153L60 154V151L62 150V151H66L67 152V150H70V152H72V151H75V150H72L73 148V140H71V138H70V140H69V142L67 141V140H65ZM69 138V137H68ZM76 138L78 139V136H76ZM85 138V137H84ZM89 138L90 137H86L85 138V142H83V144L84 143H86V140H88L89 141ZM92 138H95V137H92ZM95 138V139H96ZM169 138H170V136H169ZM168 138V139H169ZM175 139H176V137H174ZM44 139V138H43ZM75 139V138H74ZM76 139V140H77ZM91 139V138H90ZM97 139H99V138H97ZM110 142H111V140L109 139V138H107ZM175 139H174V141H175ZM192 139V138H191ZM263 139V138H262ZM261 139V140H262ZM20 140V139H19ZM55 140V139H54ZM103 140V139H102ZM183 140V139H182ZM210 140V139H209ZM234 140V139H233ZM260 140V141H261ZM38 141V140H37ZM45 141H47V140H45ZM80 141V140H79ZM87 141V142H88ZM94 141V140H93ZM97 141V140H96ZM100 141V140H99ZM133 141V140H132ZM159 141V140H158ZM174 141H172V143L174 142ZM192 141V140H191ZM230 141V142H229ZM254 141H255V139H254ZM253 141V142H254ZM39 142V141H38ZM41 142H42V140H41ZM90 142V141H89ZM110 142H108L107 141V143H110ZM126 142H127V140H126ZM193 142V141H192ZM249 142V141H248ZM247 142V143H248ZM6 143V142H5ZM40 143V142H39ZM38 143V144H39ZM92 143H94V142H92ZM92 143H87L88 144V147H86V145H85V149H87V148H90L89 147V144H92ZM101 143H103V142H101ZM106 143V141H105V146L107 147L108 145H110V144H107ZM132 143H134V142H132ZM131 143V144H132ZM177 143V142H176ZM186 143V142H185ZM250 143V142H249ZM256 143V142H255ZM254 143V144H255ZM12 141L10 142H8V143H6L5 144V146L3 147V151H4V153H6V155L7 154H11V150H10V147L12 146ZM16 144V143H15ZM77 144V143H76ZM78 144H79V142H78ZM81 144V143H80ZM100 144V143H99ZM126 144V143H125ZM170 144H171V142H170ZM188 144V143H187ZM186 144V145H187ZM214 144V143H213ZM216 144V145H217ZM227 144V145H226ZM253 144V145H254ZM257 144H259V142L257 143ZM29 145V144H28ZM32 145V144H31ZM35 145H37V144H35ZM114 145L116 146V144L114 143ZM129 144H127V146H128ZM167 145V144H166ZM210 145V144H209ZM237 145H239V144H237ZM75 146V145H74ZM81 147H82V145H80ZM80 146H79V148H80ZM97 146V145H96ZM105 146H103V148L105 147ZM110 146H112V145H110ZM109 146V147H110ZM188 146V145H187ZM208 146V147H207ZM255 146V145H254ZM254 146H249V147H252V148H254ZM264 146V145H263ZM37 147H38V145H37ZM119 147V146H118ZM117 147V148H118ZM134 147V146H133ZM241 147V146H240ZM248 147V146H247ZM248 147V148H249ZM1 148V147H0ZM21 148V147H20ZM33 148V147H32ZM31 148V149H32ZM39 148V147H38ZM75 148H76V146H75ZM97 148H98V146H97ZM116 147L114 148V146L112 147V149H110V151L109 150H106L105 148V150L106 151H104V152H110V154L112 153H116V152H120V151H116V150H113V149H117ZM121 148V147H120ZM129 148V147H128ZM215 148H218V147H216L215 146ZM246 148V147H245ZM247 148V149H248ZM251 148V149H252ZM264 148V147H263ZM22 149H23V147H22ZM36 149V148H35ZM64 149V150H63ZM82 149V148H81ZM81 149H76V152L75 153H77L78 151H80ZM84 149V150H85ZM99 149V148H98ZM103 149V150H104ZM107 149H109V148H107ZM197 149V150H198ZM255 149H256V147H255ZM2 150V149H1ZM10 150V151H9ZM14 150V149H13ZM25 150V149H24ZM42 150V149H41ZM83 150V151H84ZM88 150V149H87ZM87 150H85V151H87ZM101 150V149H100ZM119 150V149H118ZM122 150V149H121ZM135 150H136V148H135ZM134 150V151H135ZM264 150V149H263ZM14 151H16V150H14ZM20 151H21V149H20ZM23 151V150H22ZM26 151V150H25ZM29 151H31V150H29ZM34 151H37V150H34ZM43 151V150H42ZM42 151H41V153H42ZM65 151H64V153H65ZM97 151H99V150H97ZM96 150H95V152H97ZM115 151V152H114ZM189 151V150H188ZM243 151V150H242ZM242 151H240V152H242ZM248 151H249V149H248ZM250 151H253V150H250ZM2 152V151H1ZM17 152V151H16ZM15 152V153H16ZM24 152V151H23ZM32 152V151H31ZM40 152V151H39ZM70 152H68V153H70ZM81 152V151H80ZM94 152V153H95ZM100 152V151H99ZM101 152H102V150H101ZM103 152V153H104ZM109 152H108V154H107V156L109 155L110 156V154H109ZM124 152V151H123ZM127 152H129L130 153V151H127ZM136 152V151H135ZM193 152V151H192ZM240 152L238 151V153L240 154ZM255 152V151H254ZM254 152H251V154L253 155L254 154ZM258 152V151H257ZM3 153V152H2ZM19 153V152H18ZM18 153H16V154H18ZM79 153V152H78ZM77 153V154H78ZM98 153V152H97ZM97 153H95L94 155L96 156V159H98L97 158ZM121 153H122V151H121ZM139 153V152H138ZM243 153H245L244 151H243ZM14 154V153H13ZM31 154H33V153H31ZM40 154V153H39ZM65 154H67V153H65ZM71 154H73V153H71ZM71 154H69V155H71ZM105 154V153H104ZM112 154H111V156H112ZM113 154V155H114ZM134 154V153H133ZM197 154H195V155H197ZM237 154V155H236ZM246 154V153H245ZM255 154H256V152H255ZM254 154V155H255ZM5 155V154H4ZM3 155V156H4ZM5 155V156H6ZM24 155V154H23ZM26 155H28V154H26ZM26 155L24 156V157H26ZM29 155H30V153H29ZM34 155V154H33ZM33 155H30V156H28L29 158H27L26 157V159L28 160V161H22L21 159H18V161H19V168H18V170H16V173H14V176H13V178H11V179H9V180H5L6 178H3V175H1V177H0V197H2V199H1V203H0V210H1V212H3V213H0V231H2V232H0V236L2 237V235L5 237V238H3V239H5L6 241H7V243H8V251H7V253L6 254H4V253H0V264H6V262L7 261H9L8 259H11V258H13L14 257V255L16 254V255H22V254H26L28 251H30V250H34L35 249V253H36V248H37V245L38 244H40L41 245V243H39L38 242V244L36 243V240L35 241H32L31 239V241H27V237H24V234H23V232H22V234L20 233V230H18V228L16 227L18 224H16V221L17 220H19V218H20V216L21 215H19L20 214V212H18L17 213V216H16V212L14 213V210H16V209H21V210H25V209H31V206L36 202V200H38V199H36L35 200V198H33V191L35 190L34 188L35 187H37V186H35V183H31L30 182V184H29V186H27V188L29 187V189H26L27 191H30L29 193H28V196H26V197H28V198H24L25 196H21V198H20V200H21V202H20V200L18 201V202H15V200H16V196L18 195V191H20L22 188L24 189V186H25V184L26 183H24V180H25V178L28 176H26L25 174H26V172L29 170L30 171V169H34V168H36V170H37V167H38V165H41L40 164V159L38 160V158L37 157H34ZM38 155V154H37ZM36 155V156H37ZM41 155V154H40ZM42 155V156H43ZM68 155V156H69ZM73 155H75V154H73ZM79 155H81V154H79ZM92 155V154H91ZM125 155V154H124ZM136 155H137V153H136ZM7 156H9L10 157V155H7ZM12 156V155H11ZM15 156V155H14ZM18 156V155H17ZM20 156V155H19ZM45 156H44V158H45ZM76 156V155H75ZM78 156V155H77ZM101 156V155H100ZM102 156H103V154H102ZM101 156V157H102ZM105 156H106V154H105ZM104 156V157H105ZM106 156V159L108 158L109 159V156L107 157ZM134 156V158H135V154L133 155ZM244 156V155H243ZM8 157V158H9ZM40 157V156H39ZM80 157V156H79ZM99 157V156H98ZM114 157H115V155H114ZM118 157H121V156H118ZM138 157H139V155H138ZM141 157V156H140ZM245 157H247V156H245ZM255 157V156H254ZM262 157H264V151L262 152ZM4 158V157H3ZM20 158V157H19ZM70 159H73L72 158V156H70L69 157ZM93 158H95V157H93ZM130 158V157H129ZM243 158V157H242ZM241 158V159H242ZM248 158V157H247ZM252 158V160L253 159H255V160H258V158H253V157H251L250 156V158L249 159H251ZM6 159V158H5ZM23 159V158H22ZM66 159V158H65ZM64 159V160H65ZM70 159H68V160H70ZM78 159V158H77ZM101 159V158H100ZM107 159V160H108ZM119 159V158H118ZM124 159V158H123ZM239 159V158H238ZM237 159V160H238ZM261 159H263V158H261ZM17 160V157L15 156L14 158H12V159H9V160H7V165H8V167H12L13 165H15L16 164V161ZM25 160V159H24ZM59 160V159H58ZM74 160V159H73ZM73 160H71V162L73 161ZM79 160V159H78ZM83 160V159H82ZM104 160H105V158H104ZM113 159H111L109 162H111ZM115 160H117V159H115ZM134 160V159H133ZM139 160H141V159H139ZM188 160H189V158H188ZM196 160V159H195ZM245 160H246V158H245ZM251 160V161H252ZM4 161V160H3ZM22 161V162H21ZM41 161V162H42ZM80 161V160H79ZM101 161H103V159L101 160ZM114 161V160H113ZM136 161V160H135ZM190 161V160H189ZM239 161V160H238ZM247 161V160H246ZM250 160H248V162H249ZM260 161V160H259ZM71 162H69V163H71ZM74 162V161H73ZM106 162V161H105ZM108 162V161H107ZM106 162V163H107ZM115 162V161H114ZM132 162V161H131ZM191 163H192V161H190ZM199 162V161H198ZM241 162H243L242 160H241ZM245 162V161H244ZM244 162H243V164H244ZM66 163H67V161H66ZM84 163V162H83ZM133 163H134V161H133ZM136 163V162H135ZM134 163V165L136 166V164ZM141 163V162H140ZM145 163V162H144ZM239 163V162H238ZM247 163V162H246ZM244 164V165H247V164ZM257 163V162H256ZM256 163L255 164H253V166L254 165H256ZM5 164V163H4ZM17 164H18V162H17ZM65 164V163H64ZM108 164V163H107ZM111 164H113L112 162L111 163H109L108 165H111ZM116 164V163H115ZM121 164V163H120ZM123 164H124V162H123ZM138 164V163H137ZM143 164V163H142ZM235 164V165H234ZM249 164V163H248ZM258 164V163H257ZM7 165H6V167H7ZM43 165V164H42ZM118 165V164H117ZM238 165H240V167H241V164H238ZM237 165V166H238ZM15 166H17V165H15ZM15 166H13V167H15ZM17 166V167H18ZM59 166V165H58ZM107 166V165H106ZM138 166H139V164H138ZM137 166V169H139V167ZM142 166V165H141ZM145 166V165H144ZM147 166V165H146ZM252 166V165H251ZM7 167V168H8ZM40 167H42V166H40ZM57 167V166H56ZM105 167V166H104ZM114 167V169H113V172H114V170H115V167L117 168V166H113ZM112 166L111 167H108L107 166V168H113ZM123 167V166H122ZM127 167V166H126ZM193 167V165L190 167V168H192ZM242 167H245V166H242ZM241 167V168H242ZM248 167H250V164H249V166ZM248 167H245L244 169H246L247 168V170H249L248 169ZM261 167V166H260ZM260 167H258V169L260 168ZM53 168V167H52ZM67 168V167H66ZM66 168H65V170H66ZM72 168V167H71ZM132 168V167H131ZM146 168V167H145ZM40 169V168H39ZM47 169V168H46ZM57 169V168H56ZM64 169V168H63ZM129 169V168H128ZM193 169V168H192ZM241 170V172H243L244 171V173L247 171V170ZM12 170V169H11ZM42 170H43V168H42ZM60 170V169H59ZM73 170V169H72ZM117 170V169H116ZM132 170H135V169H132ZM199 170V169H198ZM199 170V171H200ZM237 170V171H236ZM5 171V170H4ZM9 171V170H8ZM35 171V170H34ZM34 171H31V175H33L35 172ZM39 171V170H38ZM38 171H37V173H38ZM49 171V170H48ZM120 170H118V172H119ZM123 171V170H122ZM129 171H130V169H129ZM138 171V170H137ZM136 171V172H137ZM149 171H150V167H149ZM194 171V170H193ZM198 171V172H199ZM233 171V172H232ZM250 171V170H249ZM249 171H247L248 172V174L249 173H251V172H249ZM256 171H257V169H256ZM262 171V170H261ZM11 172V171H10ZM40 172V171H39ZM54 172V171H53ZM69 172V171H68ZM112 172V171H111ZM110 172V173H111ZM112 172V173H113ZM121 172V171H120ZM131 172V171H130ZM135 172V171H134ZM139 172V171H138ZM137 172V173H138ZM147 172V171H146ZM200 172V173H201ZM4 173V172H3ZM2 173V174H3ZM37 173H35V174H37ZM44 173H45V170H44ZM43 173V171H42V173L41 174H44ZM193 173V175L196 173H194V172H192ZM231 173H233V174H231ZM5 174V173H4ZM7 174V173H6ZM5 174V175H6ZM11 174V173H10ZM39 174V173H38ZM40 174V175H41ZM50 174V173H49ZM120 174V173H119ZM121 174H122V172H121ZM190 174V173H189ZM245 174H247V173H245ZM30 175V176H31ZM48 175V174H47ZM118 175V173L117 174H115V180H117V176ZM125 175V174H124ZM126 175H129V173L128 174H126ZM133 175V174H132ZM131 175V176H132ZM137 175V174H136ZM166 174H164V176H165ZM196 175V174H195ZM194 175V176H195ZM199 175H202V173L201 174H199ZM207 175L205 176L206 178H207ZM26 176V177H25ZM49 176H51V175H49ZM48 176V177H49ZM110 176V175H109ZM112 176V175H111ZM110 176V177H111ZM117 176V177H116ZM120 176V175H119ZM143 176V175H142ZM145 176H146V174H145ZM193 176V177H194ZM198 176V175H197ZM204 176V175H203ZM202 176V177H203ZM228 176V177H227ZM246 176V175H245ZM244 176V177H245ZM249 176H250V174H249ZM248 176V177H249ZM34 177V176H33ZM36 177H38V175L36 176ZM43 177V176H42ZM54 177V176H53ZM112 177H114V174H113V176ZM129 177V176H128ZM134 177V176H133ZM150 177H151V175H150ZM257 177V179H259V178H261V177H259L258 178V176H256ZM264 177V176H263ZM8 178V177H7ZM29 178V177H28ZM27 178V179H28ZM41 178V177H40ZM50 178V177H49ZM120 178V177H119ZM235 178V177H234ZM253 178L254 177H252V181H253ZM26 179V180H27ZM30 179V178H29ZM39 179V178H38ZM113 179V178H112ZM126 179V178H125ZM140 179V178H139ZM168 179V178H167ZM189 179H190V176H189ZM193 179V178H192ZM200 179V178H199ZM203 179V178H202ZM208 180H211V179H209V178H207ZM206 179V180H207ZM236 179H238V178H236ZM240 179H239V181H240ZM255 179V178H254ZM31 180V179H30ZM34 180H35V178H34ZM46 180V179H45ZM50 180H52V179H50ZM119 180H121V179H119ZM133 180V179H132ZM144 180V179H143ZM204 180V179H203ZM213 180V179H212ZM247 180H248V178H247ZM29 181V180H28ZM140 181V180H139ZM138 181V182H139ZM145 181V180H144ZM191 181V180H190ZM196 181H199V180H196ZM26 182V181H25ZM52 182V181H51ZM119 182V181H118ZM129 182V181H128ZM131 182V181H130ZM133 182H135V180L133 181ZM152 182V181H151ZM162 182V181H161ZM247 182V181H246ZM28 183V182H27ZM49 183V182H48ZM114 183V182H113ZM168 183V182H167ZM205 183V182H204ZM238 183H240V182H238ZM243 183V185L245 186V181L243 182V180H242V182H241V184ZM245 183V184H244ZM252 183V182H251ZM256 183H257V181H256ZM112 184V183H111ZM125 184V183H124ZM128 184H131V183H128ZM135 184V183H134ZM133 184V185H134ZM148 184V183H147ZM192 184H194L193 182H192ZM196 184V183H195ZM247 184H248V182H247ZM250 184V183H249ZM264 184V183H263ZM262 183H261V185H262V187L264 188V185H263ZM43 185V184H42ZM114 185H117L116 184V182H115V184ZM138 185V184H137ZM143 185H144V183H143ZM172 185V184H171ZM205 185V184H204ZM118 186V185H117ZM121 186V185H120ZM152 186H153V184H152ZM165 186V185H164ZM206 186H208V185H206ZM238 186L242 189V186L241 185H239L238 184ZM243 186V189L246 187H244ZM110 187H113V184H112V186H110ZM115 187V186H114ZM140 187V186H139ZM145 187V186H144ZM209 187V186H208ZM239 187H238V189H239ZM249 187V186H248ZM257 186H255V188H256ZM261 187V186H260ZM42 188V187H41ZM124 188V187H123ZM136 188V187H135ZM142 188V187H141ZM146 188V187H145ZM167 188V187H166ZM237 188V187H236ZM235 188V189H236ZM254 188V190L253 191H255L256 189ZM131 189V188H130ZM137 189V188H136ZM237 189V190H238ZM240 189V190H241ZM242 189V190H243ZM48 190V189H47ZM114 190V189H113ZM118 190H119V188H118ZM117 190V191H118ZM142 190V189H141ZM140 190V191H141ZM207 189L205 188V191H206ZM248 189L247 188H245V191H247ZM261 190V189H260ZM264 190V189H263ZM22 192H24L23 190H21ZM20 191V192H21ZM42 191V190H41ZM45 191V190H44ZM115 192H116V190H114ZM131 191H133V190H131ZM144 191V190H143ZM209 191V193H210V191L211 190H207V192ZM213 191H211V192H213ZM239 191V190H238ZM251 191V190H250ZM262 191V190H261ZM260 191V192H261ZM19 192V193H20ZM47 192V191H46ZM45 192V193H46ZM109 192V191H108ZM121 192H123V191H121ZM142 192V191H141ZM145 192V191H144ZM143 192V193H144ZM153 192V191H152ZM163 192H165V191H163ZM241 192V191H240ZM240 192H238V193H240ZM249 192V191H248ZM260 192H259V195H260ZM263 192V191H262ZM24 193H26V191L24 192ZM36 193V192H35ZM34 193V194H35ZM38 193V192H37ZM36 193V194H37ZM44 193V194H45ZM113 193V192H112ZM146 193V192H145ZM203 193H204V191H203ZM202 193V194H203ZM209 193H207V194H209ZM238 193H237V195H236V197H238ZM242 193L244 194V190L242 191ZM242 193H240V195L242 196ZM35 194V195H36ZM48 194V193H47ZM122 194V193H121ZM125 194H126V192H125ZM130 194V193H129ZM172 194V193H171ZM206 194V193H205ZM218 195L219 197L221 196V195ZM236 194V193H235ZM253 194H255V193H253ZM24 195V194H23ZM39 195V194H38ZM108 195L110 196L111 194L110 193H108ZM150 195H152L151 193H150ZM211 195V194H210ZM212 195H214V193L212 194ZM262 195H264V194H262ZM41 196H43V195H41ZM40 196V197H41ZM113 196V195H112ZM111 196V197H112ZM118 196V195H117ZM122 196H125V195H122ZM138 196V195H137ZM142 196V195H141ZM166 196H168V195H166ZM206 196V195H205ZM244 196H247V194L245 195L244 194ZM253 196V195H252ZM251 196V197H252ZM19 197V196H18ZM35 197H37V196H35ZM40 197H37V198H40ZM114 197V196H113ZM115 197H116V195H115ZM114 197V198H115ZM140 197V196H139ZM138 197V198H139ZM165 197V196H164ZM202 197V196H201ZM209 197V196H208ZM207 196L205 197V200L208 198ZM212 197V196H211ZM234 197H235V195H234ZM248 197V196H247ZM250 197V196H249ZM253 197H255V196H253ZM258 197V196H257ZM256 197V198H257ZM260 197H261V195H260ZM264 197V196H263ZM42 198V197H41ZM40 198V199H41ZM124 198V197H123ZM137 198V199H138ZM203 198V197H202ZM210 198V197H209ZM208 198V199H209ZM239 198V197H238ZM243 198V197H242ZM17 199H19V198H17ZM49 199V198H48ZM112 199V198H111ZM132 199V198H131ZM135 199V198H134ZM172 199H173V197H172ZM189 199V198H188ZM207 199V200H208ZM211 199V198H210ZM209 199V201H207L208 203H206V204H204V206L205 207H208V209L209 208H211V206L213 205L212 204V202H210V201H212V199L210 200ZM215 199V197H213V200ZM219 199V198H218ZM217 199V200H218ZM237 199V198H236ZM240 199V198H239ZM247 199L248 198H246V200L245 201H247ZM250 199V198H249ZM262 199V198H261ZM34 200H35V202H34ZM52 200V199H51ZM115 200V199H114ZM114 200H113V202H114ZM118 200V199H117ZM126 200V199H125ZM143 200V199H142ZM202 200V203L204 202L203 200H204V198L203 199H201ZM221 200H222V197H221ZM222 200V201H223ZM241 200H244V199H241ZM13 201H14V203H13ZM128 201V200H127ZM215 201V200H214ZM252 201V200H251ZM116 202V201H115ZM115 202L113 203V204H115ZM118 202V201H117ZM122 202V201H121ZM120 202V203H121ZM124 202V201H123ZM132 202V201H131ZM139 202V201H138ZM137 202V203H138ZM216 202V201H215ZM214 202V203H215ZM217 202H219V200L217 201ZM216 202V204H219V203H217ZM227 202V203H226ZM237 202V201H236ZM239 202V201H238ZM13 203V204H12ZM37 203V202H36ZM35 203V204H36ZM111 203V202H110ZM126 203V202H125ZM130 203V202H129ZM188 203V202H187ZM200 203V202H199ZM205 203V202H204ZM228 204V205H226V204ZM245 203V206L247 205V203L246 202H244ZM252 203V205L254 204V198H253V202H251ZM262 203H263V200H262ZM261 203V204H262ZM34 204V205H35ZM38 204V203H37ZM113 204H111V206H113ZM116 204H118V203H116ZM177 204V203H176ZM241 204V203H240ZM239 203L237 204V205H240ZM243 204V203H242ZM260 204V205H261ZM10 205V206H9ZM33 205V206H34ZM123 205V204H122ZM126 205V204H125ZM131 206H132V204H130ZM138 205V204H137ZM181 205V204H180ZM189 205V204H188ZM221 205H223V202H222V204ZM223 205V206H224ZM249 205V204H248ZM115 206V205H114ZM117 206V205H116ZM135 206V205H134ZM186 206V205H185ZM214 206H216V205H214ZM213 206V207H214ZM218 207H220V204L219 205H217ZM4 207H8L7 208V210L5 211L4 210ZM138 207V206H137ZM167 207V206H166ZM171 207H173V205H171ZM175 207V206H174ZM180 207V206H179ZM201 207V206H200ZM200 207H199V211H200ZM227 207L225 208V209H227ZM236 207H238L239 209H241L240 207H242V210H239V211H241L242 213H244L243 211H245V210H243V208H244V206H236ZM246 207H248V206H246ZM32 208H35V206L34 207H32ZM39 208V207H38ZM112 208V207H111ZM133 208V207H132ZM176 208H178V206L176 207ZM202 208V207H201ZM217 211H218V208L217 207H214ZM213 208V209H214ZM238 208H236V210L238 211ZM257 208V207H256ZM116 209V208H115ZM118 209V208H117ZM124 210H125V208H123ZM127 209V208H126ZM171 209V208H170ZM204 209V208H203ZM254 209V208H253ZM261 209V208H260ZM4 210V211H3ZM10 210L12 211V213H14V215L18 218H14V216H12L11 214V212H10ZM135 210V209H134ZM172 210H173V213H174V211H175V209H173L172 208ZM179 210V209H178ZM205 210V209H204ZM203 210V212H205ZM210 210V209H209ZM208 210V211H209ZM234 209H228L227 211H233ZM246 210H247V208H246ZM258 210V209H257ZM28 211V210H27ZM129 211V210H128ZM165 212H168V211H166V209L164 210ZM198 211V210H197ZM197 212V213H200V212ZM202 211V210H201ZM208 211H206V212H208ZM211 211V210H210ZM215 211V210H214ZM213 210H212V212H214ZM223 211H225L224 210V208H223ZM227 211H225V212H227ZM237 212L238 214L240 213V212ZM256 211V210H255ZM261 211V210H260ZM22 212V211H21ZM33 212V211H32ZM31 212V213H32ZM36 212V211H35ZM39 212V211H38ZM120 212V211H119ZM119 212H118V214H119ZM170 212H171V210H170ZM176 212V211H175ZM183 212V211H182ZM194 212V211H193ZM202 212V213H203ZM233 212H236V211H233ZM27 213V212H26ZM30 213V211L28 212V214ZM30 213V214H31ZM122 213V212H121ZM135 213V212H134ZM164 213V212H163ZM172 213V212H171ZM170 213V214H171ZM217 214H218V212H216ZM219 213H221L220 211H219ZM229 213V212H228ZM231 213V212H230ZM230 213H229V215H230ZM241 213V214H242ZM246 213V212H245ZM244 213V214H245ZM22 214H24V213H22ZM27 214V215H28ZM33 214V213H32ZM165 214V213H164ZM169 214V213H168ZM176 214V213H175ZM192 214V213H191ZM190 214V215H191ZM201 214V213H200ZM199 214V215H200ZM258 214V213H257ZM19 215V216H18ZM26 215V214H25ZM35 215H36V213H35ZM117 215V214H116ZM203 215V214H202ZM202 215H200V216H202ZM207 215H209V214H207ZM210 215H211V213H210ZM219 215V214H218ZM217 215V216H218ZM58 216V215H57ZM137 216V215H136ZM199 216V217H200ZM204 216V215H203ZM202 216V217H203ZM238 216V215H237ZM247 216V215H246ZM254 216V215H253ZM17 219L16 221L13 219ZM23 217V216H22ZM27 217V216H26ZM38 217V216H37ZM124 217V216H123ZM201 217V218H202ZM204 217H206V216H204ZM208 217V216H207ZM206 217V218H207ZM233 217V216H232ZM247 217H249V216H247ZM247 217H246V219H247ZM25 218V217H24ZM23 218V219H24ZM36 218V217H35ZM73 218V217H72ZM120 218V217H119ZM118 218V219H119ZM175 218V217H174ZM198 218V217H197ZM237 218V217H236ZM28 219V218H27ZM86 219V218H85ZM237 219H239V218H237ZM241 219H242V217H241ZM240 219V220H241ZM249 219V218H248ZM264 219V218H263ZM22 219L20 218V221H21ZM26 220V219H25ZM55 220V219H54ZM125 220V219H124ZM148 220V219H147ZM169 220V219H168ZM173 220V219H172ZM232 220V219H231ZM244 220V219H243ZM254 220V219H253ZM23 221V220H22ZM29 221V220H28ZM53 221V220H52ZM119 221V220H118ZM117 221V222H118ZM127 221V220H126ZM203 221V220H202ZM210 221V220H209ZM216 221V220H215ZM235 221H236V219H235ZM255 221V220H254ZM254 221H252V222H254ZM263 221V220H262ZM19 222V221H18ZM26 222V221H25ZM24 222V223H25ZM43 222V221H42ZM46 222V221H45ZM85 222V221H84ZM116 222V223H117ZM120 222V221H119ZM194 222H195V220H194ZM249 222H250V220H249ZM2 223L4 224V225H2ZM20 223V222H19ZM73 223V222H72ZM79 223V222H78ZM127 223V222H126ZM128 223H129V221H128ZM137 223V222H136ZM169 223V222H168ZM199 223V222H198ZM216 223V222H215ZM228 223V222H227ZM242 223H243V221H242ZM21 224H23V223H21ZM21 224H19L20 226H21ZM49 224V223H48ZM47 224V225H48ZM77 224V223H76ZM90 224V223H89ZM122 224H123V222H122ZM208 224V223H207ZM206 224V225H207ZM211 224V223H210ZM209 224V225H210ZM224 224V223H223ZM237 224V223H236ZM245 224V223H244ZM248 224V223H247ZM251 224V223H250ZM80 225H83V224H80ZM119 225V224H118ZM130 225V224H129ZM192 225V224H191ZM212 225V224H211ZM210 225V226H211ZM251 225H253V224H251ZM24 226V225H23ZM51 226V225H50ZM56 226V225H55ZM61 226V225H60ZM73 226H75V225H73ZM85 226V225H84ZM96 226H97V224H96ZM122 226V225H121ZM124 226V225H123ZM131 226V225H130ZM224 226V225H223ZM226 226V225H225ZM254 226V225H253ZM261 226V225H260ZM19 227V226H18ZM22 227V226H21ZM25 227V226H24ZM90 227V226H89ZM202 227V226H201ZM217 227H219V226H217ZM235 227V226H234ZM252 227V226H251ZM28 228V227H27ZM40 228V227H39ZM51 228V227H50ZM94 228V227H93ZM96 228V227H95ZM120 228V227H119ZM125 228H128V227H125ZM210 228V227H209ZM208 227H207V229H209ZM253 228V227H252ZM252 228L249 230V231H251L252 230ZM20 229V228H19ZM38 229V228H37ZM41 229V228H40ZM53 229V228H52ZM59 229V228H58ZM76 229H77V227H76ZM130 229H131V227H130ZM257 229V228H256ZM255 229V230H256ZM23 230V229H22ZM30 230V229H29ZM47 230H48V228H47ZM63 230V229H62ZM61 230V231H62ZM79 230V229H78ZM204 230V229H203ZM220 230V229H219ZM264 230V229H263ZM27 231V230H26ZM46 231V230H45ZM91 231V230H90ZM102 231V230H101ZM129 231V230H128ZM133 231V230H132ZM216 231V230H215ZM215 231H214V234H215ZM31 232V231H30ZM29 232V233H30ZM74 232V231H73ZM119 232V231H118ZM120 232H121V230H120ZM125 232V231H124ZM126 232H127V230H126ZM129 232H131V231H129ZM128 232V233H129ZM48 233V232H47ZM77 233H79V232H77ZM98 233V232H97ZM131 233H133V232H131ZM130 233V234H131ZM204 233V232H203ZM246 233H247V231H246ZM256 233H257V231H256ZM255 233V234H256ZM2 234V235H1ZM26 234V233H25ZM86 234V233H85ZM96 234V233H95ZM99 234V233H98ZM101 234V233H100ZM106 234V233H105ZM211 234V233H210ZM35 235H36V231H35ZM76 235V234H75ZM80 235V234H79ZM84 235V234H83ZM92 235V234H91ZM115 235V234H114ZM113 235V236H114ZM116 235H118V234H116ZM121 235V234H120ZM127 235H129V234H127ZM132 235V234H131ZM253 235V234H252ZM33 236V235H32ZM44 236V235H43ZM58 236V235H57ZM63 236V235H62ZM72 236H74V235H72ZM82 236V235H81ZM85 236V235H84ZM93 236V235H92ZM113 236H111L112 238H113ZM194 236V235H193ZM241 236H242V234H241ZM247 236V235H246ZM255 236V235H254ZM260 236V235H259ZM0 237V238H1ZM41 237V236H40ZM59 237H61V236H59ZM88 237V236H87ZM111 237H108V238H111ZM116 237V236H115ZM118 238H119V236H117ZM128 237V236H127ZM195 237V236H194ZM208 237H210V236H208ZM239 237V236H238ZM25 238H27L26 240H25ZM58 238V237H57ZM57 238H55V239H57ZM62 238V237H61ZM82 238V237H81ZM91 238V237H90ZM97 238V237H96ZM136 238V237H135ZM2 239V238H1ZM84 239V237L82 238V240ZM95 239V238H94ZM93 239V240H94ZM121 239V238H120ZM119 239V240H120ZM204 239V238H203ZM207 239V238H206ZM248 239V238H247ZM249 239H250V237H249ZM4 240V241H5ZM40 240V239H39ZM53 240V239H52ZM78 241H79V239H77ZM199 240V239H198ZM261 242L263 241V237L261 236ZM38 241V240H37ZM47 241V240H46ZM81 241V240H80ZM88 241V240H87ZM102 241V240H101ZM131 241V240H130ZM58 242H60V241H58ZM95 242V241H94ZM111 242V241H110ZM114 242V241H113ZM132 242V241H131ZM249 242V241H248ZM5 243V242H4ZM86 243V242H85ZM115 243V242H114ZM118 243V242H117ZM45 244V243H44ZM71 244V243H70ZM78 244H81V243H78ZM87 244V243H86ZM92 244H94V243H92ZM103 244V243H102ZM248 244V243H247ZM47 245V244H46ZM85 244H83V246H84ZM96 245V244H95ZM94 245V246H95ZM249 245V244H248ZM248 245L246 246V247H248ZM1 246V245H0ZM2 246H4V245H2ZM5 246H7V245H5ZM39 246V245H38ZM121 246V245H120ZM136 246V245H135ZM40 247V246H39ZM46 247V246H45ZM65 247V246H64ZM64 247H62V249L64 248ZM76 247V246H75ZM79 247H82V246H79ZM123 247V246H122ZM138 247V246H137ZM140 247V246H139ZM138 247V248H139ZM245 247V248H246ZM43 248V247H42ZM55 248V247H54ZM53 248V249H54ZM61 248V247H60ZM77 248V247H76ZM115 248V247H114ZM5 249V248H4ZM7 249V248H6ZM39 249V248H38ZM87 249H89V248H87ZM91 249V248H90ZM127 249V248H126ZM137 249V248H136ZM140 249V248H139ZM247 249V248H246ZM245 249V250H246ZM41 250V249H40ZM39 250V251H40ZM50 250V249H49ZM60 250V249H59ZM65 250V249H64ZM69 249L67 248V251H68ZM76 250V249H75ZM79 250V249H78ZM83 250H84V247H83ZM112 250V249H111ZM120 250V249H119ZM249 250V249H248ZM38 251V250H37ZM56 251V250H55ZM81 251H82V249H81ZM80 251V252H81ZM128 251V250H127ZM247 251V250H246ZM26 252V253H25ZM64 252V251H63ZM70 253H71V251H69ZM75 252H77V251H75ZM79 251H78V253H80ZM89 252V251H88ZM87 252V253H88ZM90 252H91V250H90ZM119 251H117L116 253H118ZM51 254V256H50V258H51V261L52 262H54L55 264H57V262H60L61 261V258H62V255H61V253H60V251H58V249H57V251H56V253H54V252H50ZM74 253V252H73ZM72 253V254H73ZM99 253V252H98ZM103 253V252H102ZM112 253V252H111ZM120 253V252H119ZM118 253V254H119ZM125 253V252H124ZM63 254V253H62ZM65 254V253H64ZM63 254V255H64ZM71 254V255H72ZM84 254V253H83ZM95 254V253H94ZM135 254V253H134ZM67 255H69V253L67 252L66 253V255L65 256H67ZM99 255V254H98ZM104 255V254H103ZM106 255H108V254H106ZM119 255H121V254H119ZM118 255V258H120L121 259V257L124 255L123 253H122V256H119ZM84 256V255H83ZM83 256H80V257H75V258H73V259H71L70 261L72 262V264H85L86 263V257H83ZM88 256V255H87ZM105 256V255H104ZM146 256V255H145ZM73 257V256H72ZM89 257V256H88ZM94 257V256H93ZM96 258V257H95ZM116 258V257H115ZM14 259V258H13ZM30 259V258H29ZM64 259V258H63ZM90 259H92V258H90ZM119 259V260H120ZM126 259H127V257H126ZM126 259H124V260H126ZM16 260V259H15ZM44 260V259H43ZM64 260H66V259H64ZM69 260V259H68ZM68 260H67V263H68ZM112 259H110V261H111ZM118 260V259H117ZM41 261V260H40ZM39 261V259H38V261H37V259H35V262L34 261H29V262H27V264H41V262ZM48 261H49V263H50V260L48 259ZM47 261V262H48ZM55 261H57V262H55ZM63 261V260H62ZM61 261V262H62ZM89 261V260H88ZM64 262V261H63ZM97 262V261H96ZM112 262H113V260H112ZM114 262H115V259H114ZM127 262V261H126ZM11 263V262H10ZM66 263V264H67ZM70 263V262H69ZM68 263V264H69ZM116 263V262H115ZM51 264H53V263H51ZM58 264H61V263H58ZM86 264H88V263H86ZM91 264V263H90ZM96 264V263H95ZM124 264V263H123Z\"/></svg>",
	"mask_w": 264,
	"mask_h": 264
},
{
	"label": "crops",
	"instance_id": "crops-1",
	"mask_svg": "<svg viewBox=\"0 0 264 264\" xmlns=\"http://www.w3.org/2000/svg\"><path fill=\"white\" fill-rule=\"evenodd\" d=\"M216 228H219V227L216 226L215 229H216ZM210 235H211V234H210ZM224 236H225V235H223V234L220 235V237H221L222 239H223ZM218 246L220 247V245H218ZM246 246H247V245H246ZM244 247H245V246H244Z\"/></svg>",
	"mask_w": 264,
	"mask_h": 264
}]
</instances>
